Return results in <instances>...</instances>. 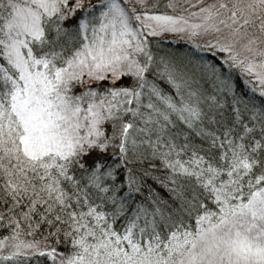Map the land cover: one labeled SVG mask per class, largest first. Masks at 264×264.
<instances>
[{"label":"snow or ice","instance_id":"obj_1","mask_svg":"<svg viewBox=\"0 0 264 264\" xmlns=\"http://www.w3.org/2000/svg\"><path fill=\"white\" fill-rule=\"evenodd\" d=\"M160 7L0 0V264H264V0Z\"/></svg>","mask_w":264,"mask_h":264},{"label":"trees","instance_id":"obj_2","mask_svg":"<svg viewBox=\"0 0 264 264\" xmlns=\"http://www.w3.org/2000/svg\"><path fill=\"white\" fill-rule=\"evenodd\" d=\"M158 3L161 5V7L158 9L160 11H163V5L166 3V0H158ZM154 40L153 44V50L158 51L162 54H166L170 57H173L176 59L177 62H180L186 58L188 54L194 51L192 48L191 44L185 39L173 35H164L162 37H156L152 38ZM161 84V87H163L165 90L168 89V85L164 84L163 82H159ZM237 84V90L243 88V84L241 81L237 78L236 81ZM149 183H152L149 181ZM154 188H156V191L162 196H167V193L165 190L158 186V185H153ZM147 192V189H145V193ZM22 227L25 228L26 226L22 225ZM9 233V227L4 226L0 227V239L3 238V236L7 235ZM25 239H41V247L44 246V242L41 237V230H36L34 233V236H27L24 237ZM62 247V245H61ZM4 251H7L5 249ZM18 262L20 264H50V261L46 255L40 256L39 254L33 255V256H20L18 258ZM8 264H13L12 261H9Z\"/></svg>","mask_w":264,"mask_h":264},{"label":"rangeland","instance_id":"obj_3","mask_svg":"<svg viewBox=\"0 0 264 264\" xmlns=\"http://www.w3.org/2000/svg\"><path fill=\"white\" fill-rule=\"evenodd\" d=\"M150 2H151V0H150ZM173 36H175V35H173ZM177 37H179V36H177Z\"/></svg>","mask_w":264,"mask_h":264}]
</instances>
